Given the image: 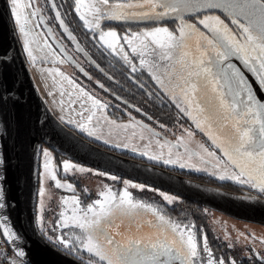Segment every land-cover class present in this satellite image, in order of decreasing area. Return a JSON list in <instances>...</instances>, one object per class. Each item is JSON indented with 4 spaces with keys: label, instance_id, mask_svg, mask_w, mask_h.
Wrapping results in <instances>:
<instances>
[{
    "label": "snow or ice",
    "instance_id": "1",
    "mask_svg": "<svg viewBox=\"0 0 264 264\" xmlns=\"http://www.w3.org/2000/svg\"><path fill=\"white\" fill-rule=\"evenodd\" d=\"M9 3L14 24L22 38L23 52L29 64L35 65L37 57L29 25L33 18L43 20V16L39 14L35 0H9ZM72 6L83 27L95 34L102 46L118 54L133 73L138 71L137 65L129 58L126 48L133 56H138L139 70L146 73L154 82L153 86H158L174 108L206 136L216 149L211 151L204 144L200 145L203 152L215 161H203L216 170L209 175L247 188L249 195L245 199L259 200L264 196V0H119L117 3L73 0ZM52 8L58 9L54 0ZM168 18L178 22V27L157 26L124 35L102 29L105 19L158 24ZM55 19L68 38L74 39L59 10ZM77 50L82 51L79 45ZM14 59L11 51L0 54V210L13 206L8 200V160L4 151L10 124L4 119L3 110L8 105L15 112L17 105L27 104V99L19 91L21 81L18 76L9 86L7 74ZM57 62L63 63L55 58L52 60V63ZM40 71L55 73L74 90L66 93L61 83L59 103L62 112L66 94L70 97V111L75 108L76 101H80V111L76 113L80 121L72 117L65 120L62 115L60 122L76 125L88 136H94L95 132L88 128V124L108 105L59 68ZM80 71L88 76L83 68ZM100 87L104 88V85L100 84ZM139 87L143 89L147 85L141 82ZM48 95L54 96L55 93L48 92ZM48 122L46 110L35 120L41 129ZM110 123L117 125L116 120ZM187 134L190 136L192 132ZM180 144L169 145L170 159L165 163L185 168L187 165L179 156L171 158V148ZM40 154L43 176L54 182L55 189H63L71 195L62 197L60 210L53 212L51 225L45 220V202L39 200L36 239L57 255L71 256L73 264H238L235 257L217 256L207 236H198L194 225L173 221L160 208L134 199L129 189L135 185L120 192L106 186L94 203L83 205L75 195L73 183L58 178L53 153L41 149ZM222 164L231 167L230 174L221 171ZM73 170L86 171L63 161L65 175ZM203 170L207 171V168ZM253 192L258 195H251ZM37 195L40 198L45 196L43 186ZM165 200L168 204L173 203L171 196H166ZM69 229L79 230V234L65 235V230ZM0 239L3 240L0 243V264H31L24 247L26 241L14 230L6 213H0ZM228 246L232 247L231 244ZM261 260L264 264V257Z\"/></svg>",
    "mask_w": 264,
    "mask_h": 264
},
{
    "label": "water",
    "instance_id": "2",
    "mask_svg": "<svg viewBox=\"0 0 264 264\" xmlns=\"http://www.w3.org/2000/svg\"><path fill=\"white\" fill-rule=\"evenodd\" d=\"M169 20L173 18L166 21ZM9 51L15 57L7 74L9 86L18 76L21 81L19 91L27 99V104L17 105L15 112L8 105L3 110V117L10 124V134L4 140V151L8 160V200L13 206L0 210V213L10 217L14 230L26 241L24 247L29 253L31 264H73L71 256L57 255L50 247L40 244L35 235L39 186L37 173L43 143L80 163L163 189L228 216L264 225L263 196L259 200L245 199L249 195L248 190L235 192L157 164L112 152L80 136L65 123L62 124L43 99L33 79L17 36L8 0H0V54ZM45 110L49 122L41 129L36 126L35 120Z\"/></svg>",
    "mask_w": 264,
    "mask_h": 264
},
{
    "label": "rangeland",
    "instance_id": "3",
    "mask_svg": "<svg viewBox=\"0 0 264 264\" xmlns=\"http://www.w3.org/2000/svg\"><path fill=\"white\" fill-rule=\"evenodd\" d=\"M36 1V0H35ZM39 2V0H37ZM119 0H110V3H117ZM9 8L10 3L8 0ZM37 4V3H36ZM13 19V18H12ZM14 22V21H13ZM126 22V21H125ZM193 22V21H189ZM15 26V24H14ZM163 26L169 27L170 29H175L178 27V22L173 21L170 25L165 23H151V24H144L141 25L140 30L135 32H142L147 29H151L153 27ZM18 39L20 41L22 47V38L19 36L17 28L15 26ZM103 30H115V28H102ZM29 30L31 32V39L33 40V50L34 55L37 57V62L35 65L29 64L28 66L31 70V74L33 79L43 97L46 101L50 109L55 113V115L60 119V116H65V120L69 117L76 119L78 122L80 118L76 116V113L80 111V101H76L75 108L70 111L72 106L69 104L70 97L66 94L63 97V108L64 111H61L60 100L61 96L59 95V87L61 83L65 89V92H72L74 91L71 86L67 84V81H63L61 77L55 75V73L49 74L48 72H41V69H49V68H59L66 76L70 78H74L76 82H78L81 86H83L87 91L91 94H94L97 98H99L103 103L106 104V98L104 94H102L99 90L97 85H90L89 84V76H85L84 72H81L80 69L83 68L86 72L88 71L87 68L84 67V60L85 58L82 57H75L76 53H74L71 48L70 50L65 47V45L56 39L54 36V31L45 27V24L41 22V20L37 18H33L31 24L29 25ZM118 32V31H117ZM119 34V32H118ZM120 35V34H119ZM55 38L57 43L51 39ZM98 38V37H97ZM55 42V44H54ZM23 50V47H22ZM110 50V49H108ZM111 51V50H110ZM130 53V49H126ZM24 53V52H23ZM25 55V54H24ZM26 57V55H25ZM76 59H75V58ZM57 61L62 60L63 63H52L53 59ZM136 63L138 62L139 66V57L136 56ZM70 61H69V60ZM131 59V58H130ZM80 71V72H79ZM48 92L55 93L54 96L48 95ZM175 102V101H173ZM87 115V114H86ZM116 120L117 125H113L110 121ZM164 119H161L163 121ZM87 123L86 119L84 120ZM165 124H160L158 121L149 123L151 125H144L134 119H127V120H117L112 118L107 111L97 112L96 118L88 124V128L92 129L95 132L94 136H88L87 132H82L76 125H70L79 132H81L85 137L101 143L103 145H107L109 147H114L117 150L126 151L138 158L143 159L146 162H150L153 164H157L164 168H167L172 171H191L194 173H202L207 174L211 172H216L215 169L206 165L203 161L204 160H213V158H209L206 153L200 148L201 144H204L206 147L209 148L211 151H216V149L211 145L210 141L204 136L202 133L199 132L198 129L195 128L194 124L182 115L178 118V115L174 114L170 120L163 121ZM67 124V123H65ZM68 125V124H67ZM123 125H128V127H122ZM191 131L192 135H188L187 133ZM181 137L183 138V143L180 144ZM180 144L179 147H172V157L176 159L177 156L180 157L181 161L184 162L187 166L185 168H181L177 165H171L165 163L166 160L170 159L168 156L169 153V145H176ZM43 150H49L53 153V165L57 169L56 159L54 155V151L48 148L47 146L42 147ZM196 153L197 155H193ZM217 155H222L221 153H217ZM203 158V159H202ZM67 160L69 163L75 164L77 167H83L86 169L85 172L80 173L73 170L68 174H79L83 177L84 184L86 187L91 188L94 192L95 198L94 201L99 197V193L106 190L107 187H111L113 190L120 192L123 191L125 188H128L131 185H135L134 188H130L129 190L133 193H137V197L134 199H139L144 195L145 198H151L158 205L152 204L163 212L164 205L168 204L165 200L166 196H171L173 203L180 202L181 199L168 191L163 189L156 188L154 186H150L148 184L131 180L128 178H123L122 181L108 172L100 171L89 167L87 165H82L76 161H73L67 157L61 158L58 160L57 164H60V169L62 170L63 161ZM43 158L41 155L40 158V183L39 187L45 188V196L43 198L38 197L37 199V215H38V208H39V200L43 199L45 203H48L50 196L52 195V191L54 190L51 188V185L54 182L47 180L43 176V169H42ZM204 171L203 169H206ZM221 171H226L227 173H231L232 169L230 166L222 164L220 166ZM196 169H201L200 171H196ZM63 173V171H62ZM64 174V173H63ZM219 172H217V175ZM216 178V175H210ZM58 178H60L58 176ZM62 180V178H60ZM217 179V178H216ZM218 181H221L217 179ZM228 181V180H225ZM62 182H69L68 180H62ZM88 188V189H89ZM247 189V188H246ZM96 193V194H95ZM255 193V192H253ZM92 201V203H94ZM142 201V200H141ZM145 202V201H143ZM148 203V202H145ZM171 205V204H169ZM200 213H203L206 216L207 221H209L211 228L214 232H217L218 229L222 236L232 239L237 237L238 234L247 237V239L252 240L256 246H263L264 243V225L256 224L253 222H246L240 219H234L227 215H224L220 212L214 211L207 207H203L201 209H197ZM164 213V212H163ZM208 213V214H207ZM166 215V214H165ZM166 217L170 218L168 215ZM171 219V218H170ZM176 221L175 219H171ZM50 223V222H48ZM68 231L65 232V235ZM57 234H59V230H57ZM2 239H0V242Z\"/></svg>",
    "mask_w": 264,
    "mask_h": 264
},
{
    "label": "flooded vegetation",
    "instance_id": "4",
    "mask_svg": "<svg viewBox=\"0 0 264 264\" xmlns=\"http://www.w3.org/2000/svg\"><path fill=\"white\" fill-rule=\"evenodd\" d=\"M52 2L53 0L43 1V5H47L48 7H47V12L45 14L46 16L41 15L43 16V20H41V22L45 24L46 28L54 31V35H55L54 37L58 39L60 42H62L67 49L70 50L71 48V50L74 53H76L75 57L85 58L84 67L87 68L88 76L91 77L90 79H88L90 80L89 84L93 86L97 85L98 90L102 94H104L106 98L105 99L106 104L108 105L106 111L112 118H115L117 120L134 119L146 126L151 125L149 123H153L156 121H158L160 124H165L163 122L164 120L166 122L171 119L172 115L171 117L162 116V111L166 112V110H168L169 107H174V106L166 96H163L161 94V92L158 89V86L156 87L153 86L154 82H152L148 78L147 74L142 73L139 70L138 62L136 63V59H137L136 56H133L132 54L131 56H129V58L132 59V62L137 65V69H138L136 73H133L130 67L123 62V60L120 58L118 54H114L106 47L102 46L97 36L91 33L88 29L83 27L82 21L79 20V17L76 14L75 15L70 14L71 12L74 11V9L72 11L73 4L67 6L65 4L61 5L59 3V0H54V2L58 6V9H53ZM68 7H70L71 9H68ZM57 10L60 11L62 18L65 21V27L68 28V31H71L73 33L74 39L68 38L67 32L64 31V28L60 27L59 21L55 19ZM73 13H75V11ZM173 21L174 20H169V21H164L163 23L170 25ZM107 22H109V20L107 19H105L102 22V28L105 29L115 28L120 35L138 31L140 30L141 25L151 24V23H146L147 21H136V20H128L126 22L110 21L116 23H123L121 25H109L110 23ZM55 38H51V39H53L57 43ZM77 45H79V48L82 49V51L77 50ZM141 82L147 85V87L141 89L139 87ZM100 84H103L104 88H101ZM137 109H139V111H137ZM161 119L164 120L161 121ZM67 126L70 129H72L74 132L78 133L80 136L89 139L85 137L81 132L76 130V128L70 125ZM89 140L93 141L91 139ZM93 142L112 152H116L125 155L127 157H131L133 159L144 161L143 159L138 158L126 151L117 150L114 147H109L107 145H103L95 141ZM43 146H47V145L43 143L42 147ZM50 149L54 151L58 176L62 178V180H68L69 182L73 183L74 188L76 189L75 195H77L82 200L83 205L86 206L87 204L92 203V201H94L95 195L94 192L91 190V188L88 187L89 188L88 189L86 187V184H84L83 179L80 178L83 177L84 175L81 176L79 174H66V175L63 174L62 170L60 169V164L58 165L57 162L59 159L67 156L62 153L56 152L52 148ZM71 160L75 161L74 159ZM81 164L86 165L83 163ZM89 167L100 170L93 166H89ZM100 171H104V170H100ZM39 173H40V169H39ZM113 175H115L119 179V181H122L123 178H127V177L118 176L116 174ZM51 188H53L54 190L52 191V195L50 196L48 203H45L47 207V211L44 214L46 222H50L49 225H51V223L54 221L53 212L54 211L58 212L60 210V201L62 197L65 195H71V193H68L63 189H55L54 184L51 185ZM244 189L248 190L240 186L238 187L239 191L237 190L235 192H243ZM252 194H257V193H252ZM179 198L184 199L181 197ZM178 203L179 202L175 204ZM173 205L174 204H171L169 206H173ZM189 206H191V208L193 209H195V206H201L202 208L205 207L197 203H194V205L189 204ZM194 215L193 213H191L188 222L187 223L185 222L184 224L194 225L197 230L198 236L206 235L209 240L210 247L213 249V251L217 256L223 255L227 258L235 257L238 261V264H262L261 258L264 257V243H262L263 246H256V244L252 240L247 239V237H244L240 234H238L237 237H234L233 234L232 239L229 240V238L222 236L218 229L216 230L217 232H214V230L210 226L209 221H207L206 216L203 213L197 211L196 213H194ZM170 218L173 219L172 217ZM246 222H250V221H246ZM66 231H68L66 235H71L73 232L79 234V230L76 229L65 230V232ZM229 244H231L232 247H229L228 246Z\"/></svg>",
    "mask_w": 264,
    "mask_h": 264
},
{
    "label": "trees",
    "instance_id": "5",
    "mask_svg": "<svg viewBox=\"0 0 264 264\" xmlns=\"http://www.w3.org/2000/svg\"><path fill=\"white\" fill-rule=\"evenodd\" d=\"M43 1L44 0H39V2H37V0H36L35 3H37L36 6L40 9V13L39 14L46 16L45 14L47 12V7L48 6L47 5H43ZM59 3L61 5L65 4L66 6L67 5H72L73 4V0H63V2H62V0H59ZM68 9H71V8L68 7ZM73 9L74 8L72 7V11H73ZM73 12H71L70 14L75 15V13H73ZM107 23H110L109 25H121V24H123V23H116V22H110V21L107 22ZM165 110H166V108H165ZM174 114L175 115L177 114L178 118L181 115L174 107H169L168 110H166V112L162 111V116L171 117V115L173 116ZM124 154H126V153H124ZM177 172L181 173L182 175H185L187 177L194 178V179H197L199 181L215 184V185L221 186L223 188H226V189H229V190H232V191H237L238 187H240L239 185H235V184H233L230 181H225V180L224 181H218L216 178H214V177H212L210 175H207V174L194 173V172L185 171V170H181V171H177ZM133 196L138 198L137 197L138 196L137 193H135ZM139 199H141L142 201L151 203V204L158 205L157 202H155L151 198H148V199L145 198L144 195L142 197H140ZM189 204H193L194 205V203H192L191 201H188L187 199H181V201L178 204H174L173 206H169L167 204L164 205L163 212H164V214L168 215L169 217H172L173 219L175 218L176 220H178V221H180L182 223H185V222L187 223L189 218H190V216H191V213H193V215H194V213L197 212L196 208H198V209L202 208L201 206H195V209H193V208H191V206H189ZM165 206H166V208H165ZM176 216H178V217H176ZM194 216H196V215H194Z\"/></svg>",
    "mask_w": 264,
    "mask_h": 264
},
{
    "label": "built area",
    "instance_id": "6",
    "mask_svg": "<svg viewBox=\"0 0 264 264\" xmlns=\"http://www.w3.org/2000/svg\"><path fill=\"white\" fill-rule=\"evenodd\" d=\"M3 241H1L0 243H2Z\"/></svg>",
    "mask_w": 264,
    "mask_h": 264
}]
</instances>
